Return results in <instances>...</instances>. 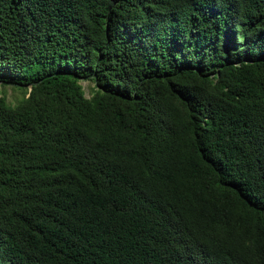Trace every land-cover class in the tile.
Listing matches in <instances>:
<instances>
[{
    "label": "trees",
    "instance_id": "1",
    "mask_svg": "<svg viewBox=\"0 0 264 264\" xmlns=\"http://www.w3.org/2000/svg\"><path fill=\"white\" fill-rule=\"evenodd\" d=\"M0 84V264H264V0H0Z\"/></svg>",
    "mask_w": 264,
    "mask_h": 264
},
{
    "label": "rangeland",
    "instance_id": "2",
    "mask_svg": "<svg viewBox=\"0 0 264 264\" xmlns=\"http://www.w3.org/2000/svg\"><path fill=\"white\" fill-rule=\"evenodd\" d=\"M84 91H85V95L87 98H91L94 94V84L88 81H83L81 82ZM24 94V91L17 89V88H13V87H3L0 84V97L2 96H6V99L9 103L14 104L16 102L17 99H20Z\"/></svg>",
    "mask_w": 264,
    "mask_h": 264
}]
</instances>
